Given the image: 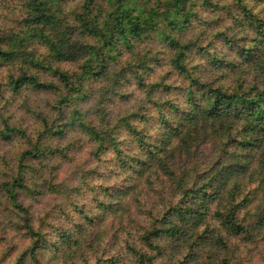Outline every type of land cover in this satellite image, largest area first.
<instances>
[{"label": "trees", "instance_id": "trees-1", "mask_svg": "<svg viewBox=\"0 0 264 264\" xmlns=\"http://www.w3.org/2000/svg\"><path fill=\"white\" fill-rule=\"evenodd\" d=\"M71 130L94 161L72 184L46 177ZM109 173L120 183L88 176ZM84 188L98 213L76 203ZM42 191L61 198L37 218L24 197ZM125 196L140 215L92 264L251 263L264 239V0H0V242L12 238L0 264L70 259Z\"/></svg>", "mask_w": 264, "mask_h": 264}, {"label": "rangeland", "instance_id": "rangeland-1", "mask_svg": "<svg viewBox=\"0 0 264 264\" xmlns=\"http://www.w3.org/2000/svg\"><path fill=\"white\" fill-rule=\"evenodd\" d=\"M91 104V101L88 103ZM115 109V105L114 104H110L109 106H107V111L109 113H113ZM104 116V112L100 113V117ZM72 139L73 143H74V148L71 149V151H69L67 154V156H63L60 157L58 160L57 158H51L50 156L47 158L48 160H50V162H46V164H48V166L46 168H48L49 172L52 171L50 169L52 163L54 165H57L56 170H53V173H48V176H50V174H52L53 176H57L59 181L62 180H68V182L70 184H72L73 182H76V173L79 171L81 172L82 170H87L89 167L94 166V161L90 155V148L91 145L88 142V140H86L82 134H78L76 131H69L67 133V135L65 136V139L60 141L61 143H65V142H70L69 140ZM17 141L14 140V143ZM19 143H15V150H17V148ZM209 146L210 144L207 143L206 145H203L202 147H200L199 151L201 154H205L206 152L209 151ZM4 147V146H3ZM13 151V153H14ZM5 155H7V153H5ZM8 156H17L16 153L12 154L11 152H8ZM46 159V160H47ZM44 160V161H46ZM52 162V163H51ZM44 165V163H42ZM36 169L33 172V175H37L40 173V169L39 168H43V165L41 164H36ZM44 169V168H43ZM90 177V179L95 180L96 182H99L102 180V178H105V184H109L114 186L117 183H120V179H116L115 175L113 173H109V174H105L103 176H99L97 175V178H94L93 175L89 174L88 175ZM42 179V177L40 178V180ZM137 196L140 197V201L144 202L146 199V194L149 195V192L147 191H140L138 190ZM101 193L99 191H97V196L101 197ZM96 196L93 195L92 192L88 191L87 189H83L82 193L80 195H78L77 197H75L76 199V203L77 204H81V203H85L88 206H85L84 209L88 212V214H93V213H98V208L96 207L95 203H91V200H93V198ZM129 196H125L124 202L127 203L126 206L127 209H124L125 211L123 212V214L121 215V213H119L117 216H115L114 219L111 220V218L106 217L103 220L93 223V224H88L87 225V231L86 233L83 235V239L81 241V245L83 246L80 250H78L76 252V254L71 257L70 259H65L63 257L58 258L57 260L52 258V255L50 253L49 250H47L44 259L45 261H47L50 264H92L95 261V255H99L101 254V252L104 250V248H107V246H111L112 249H116L118 250L119 246L123 245L121 242H119L118 244L114 245V243L111 240V237L113 234H117L120 230V234H125L127 231H131V224L134 220V217L136 215H140V212L137 208V205L135 203H131V202H127L126 200H129V198H127ZM61 198V195L56 194V193H47L45 191H42L34 196H25L24 197V201L26 205L30 206V210L33 214H35V216L38 218L44 210H46L48 207H50L51 205L55 204L59 199ZM69 209L66 210L68 215L70 214L72 218L76 219L78 218L79 213H77L75 211V208L73 206V204H68ZM59 223L63 224L65 226V228L70 227V223L67 222V220L64 219H59ZM49 236L52 237V240L56 239V233L54 231V229H49ZM7 241L2 240L0 242V252L3 251L4 249L8 248L11 243L10 241H12V238L10 236L7 235ZM19 242L17 243L16 246H20L21 244V240H18ZM234 242H239L241 245V249H242V256H244L246 254V246L244 245V243H241L240 240L234 241ZM90 244H92L91 246H89ZM253 246V244H252ZM53 249H51L52 251ZM253 257H252V261L251 263H245V264H264V239L262 240L261 243H259V245L257 247L253 248ZM88 259V261L85 260ZM205 257H204V253L203 256L197 260V262H193L190 264H201L202 262H204Z\"/></svg>", "mask_w": 264, "mask_h": 264}]
</instances>
